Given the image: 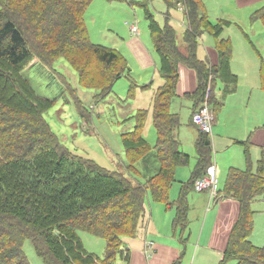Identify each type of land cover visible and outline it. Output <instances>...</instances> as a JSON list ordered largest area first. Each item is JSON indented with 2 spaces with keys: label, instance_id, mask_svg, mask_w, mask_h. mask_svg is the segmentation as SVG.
<instances>
[{
  "label": "trees",
  "instance_id": "trees-1",
  "mask_svg": "<svg viewBox=\"0 0 264 264\" xmlns=\"http://www.w3.org/2000/svg\"><path fill=\"white\" fill-rule=\"evenodd\" d=\"M25 1L5 0V7L0 0V264H30L23 249L26 240H31L45 264H116L123 238L136 237L146 216L148 193L153 201L169 207L176 170L190 163V156L182 151L177 135L180 117L171 107L177 94L179 66L197 72L198 88L193 95L195 110L207 90L209 94L215 90L217 79H236L230 71L232 43L219 36L221 24L210 22L200 0H163L168 8L184 5L188 28L184 34L187 49L182 52L169 21L160 26L148 10L150 1L137 0L147 11L164 79L152 101L159 168L144 182L134 164L146 160L152 148L143 135L146 111L139 112L134 130L121 135L130 162L127 175L111 171L64 147L42 116L52 102L38 95L23 77L27 62L32 58L42 59L47 67L54 60L65 58L78 72L81 86L106 93L116 85L125 72L127 60L115 48L91 41L85 20L86 10L94 0H51L55 9L49 11L46 10L48 0H36L43 5L30 13ZM27 12L31 21L37 20L33 29L39 37L55 46L50 49L51 58L44 55L47 60L39 48L33 51L30 47L31 37H27L29 33L23 25L27 20L23 14ZM256 14L264 23V8ZM205 32L217 39L219 62L216 66L210 67L197 57L199 39ZM81 53L83 56L78 60ZM102 66L111 67V72L109 75L106 72L104 80L98 81L95 73L96 70L101 73ZM215 106L218 107L217 102ZM195 142L198 162L192 178L183 184L176 206L174 224L182 230L189 224L188 193L212 164L210 137L199 132ZM243 145L247 169L230 168L226 186L220 193L240 204L239 217L222 251L220 264L229 261L264 264V247L255 246L250 237L255 214L251 205L264 195V157L258 160L257 171H253L247 141H243ZM80 232L105 240L103 260L84 248Z\"/></svg>",
  "mask_w": 264,
  "mask_h": 264
},
{
  "label": "rangeland",
  "instance_id": "rangeland-1",
  "mask_svg": "<svg viewBox=\"0 0 264 264\" xmlns=\"http://www.w3.org/2000/svg\"><path fill=\"white\" fill-rule=\"evenodd\" d=\"M149 1L148 10L154 19L162 27L168 20L176 32L177 43L182 45L184 30L188 25L183 13L184 5L175 6L178 8L175 9L168 8L163 0ZM48 2L46 10L55 9L54 3L51 5V0ZM200 2L210 22L215 25L221 24L219 36L231 40L233 56L230 71L237 77L230 81L217 79L216 97L214 90L210 92L208 99V104L214 110L217 119L213 129L219 130L215 136L212 133L209 137L213 145V163L219 169V185L222 190L229 167L246 170L248 166L244 154L246 147L235 144L234 140L247 141V136L250 137L247 150L253 171H257L258 160L262 155L264 157V142L257 144L253 141L256 131L258 135L264 134V87L261 80L264 71V24L256 14L264 7V0H200ZM4 3L5 0H2L1 4ZM25 4L29 7V13L40 5L36 0H26ZM20 11L23 12V9ZM29 13L23 14L28 21L22 24L29 33L27 37H31L30 47L33 51L36 50L35 47L39 48L42 57L46 56L49 59L52 54L50 49H54L55 46L48 45L39 37V33L33 29L37 20L31 21ZM72 15L74 16V13ZM85 21L93 43L115 48L127 60L125 72L109 92L104 93L103 90L81 86L78 72L65 58L54 60L53 66L48 67L42 63V59L32 58L27 62L23 77L38 95L52 102L51 107L43 111L42 116L64 147L76 156L90 158L111 171L127 173L130 162L122 145L121 135L134 130L139 112L146 111L143 135L152 148L146 160L134 164L139 178L145 182L159 168L156 158L157 133L153 124L152 101L154 93L164 83L160 75V58L151 39L147 11L138 4L137 0H94L86 10ZM133 24L141 30V43L148 48L155 61L151 69L145 73L146 78L139 70L140 61L131 55L125 44V40L130 37V26ZM215 42L213 34L204 33L197 49L201 59H205L208 49L215 47ZM82 56L81 53L78 60ZM99 72L96 70L95 77L98 81H103L106 72L110 74L111 67L102 66L101 73ZM215 98L225 101L222 109L218 110L217 106H215L217 109L213 106ZM180 99L174 100L172 110L180 116L179 140L182 151L190 156V163L177 169L176 182L169 193V200L172 202L178 197L180 182L189 181L191 169L195 166L194 141L199 133L191 121L193 102L189 98ZM203 99L204 97L201 100ZM252 131L254 132L251 133ZM192 198L193 201L189 203L191 208L188 211L189 230L186 238L183 239L184 253L181 264H220L221 254L208 243L210 228L215 223L213 214L217 212L219 204L212 206L209 212H206L208 195L191 190L188 202ZM148 199H151L150 192ZM159 208L162 211V216L159 217L160 225L171 234V227H168L167 222L165 223V215L170 213L174 217V211L166 209L165 206ZM252 208L256 215L251 241L255 246L264 247V195L259 196ZM204 224L206 232L202 237ZM227 224L225 220L224 225ZM80 238L89 253L100 260L104 259L106 253L104 239L86 232H80ZM32 245L31 240H26L23 245L30 264H45ZM121 262L122 252L118 254L116 264ZM226 264H236V262L229 261Z\"/></svg>",
  "mask_w": 264,
  "mask_h": 264
},
{
  "label": "crops",
  "instance_id": "crops-1",
  "mask_svg": "<svg viewBox=\"0 0 264 264\" xmlns=\"http://www.w3.org/2000/svg\"><path fill=\"white\" fill-rule=\"evenodd\" d=\"M175 9H178V8L175 7ZM183 13H184V11H183ZM187 28H188V25H187ZM187 28H186V30H187ZM134 29H136V31H134ZM185 32H184V34H185ZM129 33H130V37L127 40H125L126 48L131 53L132 56H135L138 59V61H140L138 64L139 70L142 71V73L145 75V78H146L147 75L145 73H147L151 69V67L155 64V61L153 59V56L150 54L148 48H146L145 46L142 45V43H141V30L137 27L136 24H133L132 26H130V32ZM201 38L199 39V41L201 40ZM151 39H152V37H151ZM223 39H229V38H223ZM176 41H177V38H176ZM216 42H215V47L213 49L212 48L208 49V51L204 57L205 59H201L200 56L197 54V57L199 58V60L207 62L210 67L218 65V62H219V52L216 49ZM177 45L182 52H186L187 45H186L184 39H183L182 45H179L178 43H177ZM153 46H154V44H153ZM232 56H233V46H232ZM232 56H231V60H232ZM230 63H231V61H230ZM178 73H179V80H178V85L176 86L177 87V94H176V97L174 98V100H177V99L181 100L180 98H185V99L189 98L193 102L192 103V111H191L192 112L191 121H192L193 110L196 106V101H195V98L193 97V95H194V92L198 88V75H197L196 70L188 68L186 66L184 67V65L179 66V72ZM263 73H264V71L262 72V74ZM153 75L155 76V74H153ZM160 75H161V73H160ZM218 80H220V79H218ZM261 80H262V76H261ZM154 82H155V80H153L152 83H154ZM214 85H215V93H216L217 81H216V84H214ZM225 98L226 97H224V99ZM174 100H172V101L174 102ZM173 102H172V104H173ZM216 102L218 104V110L222 109L223 106L225 105V101H222V100L220 101L219 99H216L215 103ZM213 106L215 107V105H213ZM180 121H181V119H180ZM216 124H217V119H216L215 125ZM261 129L262 128L260 127L259 130H261ZM217 131H219V130H217ZM217 131H214V129H213V135L214 136H215V134H217ZM179 132H180V128L177 130L178 138H179ZM253 132L254 131H252L251 133H253ZM198 136H199V133H198ZM198 136L195 138V141H197ZM247 138H248L247 142H249L250 137L247 136ZM234 141H235L234 142L235 144H239V145L244 147V145H243L244 140H234ZM253 141L257 144L264 142V134L258 135V131H256L254 133ZM211 142H212V140H211ZM244 142H246V141H244ZM195 144H196V142H195ZM212 149H213V145H212ZM196 155H197V153H196ZM188 156H189V154H188ZM197 158H198V156H196L195 166L197 165V162H198ZM212 163H213V157H212ZM213 164L215 165V163H213ZM195 166H194V168H195ZM217 168L218 167L216 166V169ZM230 168H236V167H233V166L229 167L227 170V176H228ZM193 169H191L192 171H191V175H190L189 180L192 178ZM237 169H239V168H237ZM240 170H242V169H240ZM176 172H177V170H176ZM219 177H220L219 169H217V178L220 182ZM226 181H227V179L223 183L224 187L226 186ZM175 182H176V179H175ZM180 183L181 184H180V190H179L178 197H180V193H181V189H182L183 184H185L187 182H180ZM191 190H193V188ZM191 190L189 191L188 196H187L188 206H189L190 201H193V198H192L188 202V197L190 195ZM193 191L196 192L195 190H193ZM204 194L208 195L207 193H204ZM226 195L227 194H225V196H224V194L220 195V196H218V199L213 200V201L209 197L208 207L205 210L206 212H209L208 210H210V208L212 206L219 204V208H218L217 212L213 214V216L215 217V223L212 224L213 226L210 228L211 232H210V235L208 238L209 239L208 243H210V246L213 247V249L217 250L221 254V260L223 258V252L222 251H224V249L227 245L231 229H232L234 223L237 221V219L239 217V213H240L239 202L237 200L231 198V197H226ZM178 197H176L177 199L174 200L173 202L170 201L171 205L169 207L167 205H165L164 203L153 201L152 197H151V199H148V203L146 202V216H145L143 222L140 224V228L138 229L136 237L123 238V241H122L123 242L122 262H121V264H181L182 263L183 253H184L183 252V243H184L183 239H185L187 236L186 233L189 230V224H188V228L186 230L185 229L182 230L180 227H178L174 224V221H175L176 216H177L176 206H177V202L179 200ZM155 203H157V204L154 205ZM161 206H165L166 209L174 211V217H173V214H170V213L168 215H165V223L167 222L168 227H171V230H172L171 234L168 233L167 229H163L160 225L159 217L162 216V211L159 207H161ZM252 206H253V204L251 205V207ZM190 208L191 207L189 206L188 211ZM188 215H189V213H188ZM255 215H256V212L254 214V219H255ZM225 220L228 222L227 226L224 225ZM188 223H189V221H188ZM205 228H206V225L204 224L203 229H202V237L206 232Z\"/></svg>",
  "mask_w": 264,
  "mask_h": 264
},
{
  "label": "built area",
  "instance_id": "built-area-1",
  "mask_svg": "<svg viewBox=\"0 0 264 264\" xmlns=\"http://www.w3.org/2000/svg\"><path fill=\"white\" fill-rule=\"evenodd\" d=\"M185 8L183 9V11ZM136 31V29H134ZM209 89L211 82L209 81ZM209 90L201 101L199 106L193 111L192 123L194 128H196L200 133L205 135H212L213 127L216 123V114L211 106L208 104ZM219 180L217 178L216 166L212 163L206 170L203 177L196 179L194 184V190L197 193H207L210 199L216 200L221 194V188L219 185Z\"/></svg>",
  "mask_w": 264,
  "mask_h": 264
}]
</instances>
